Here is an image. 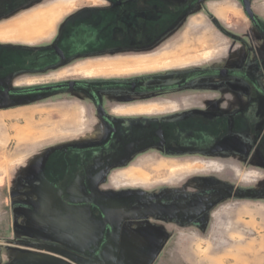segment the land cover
Returning a JSON list of instances; mask_svg holds the SVG:
<instances>
[{
  "label": "crops",
  "instance_id": "crops-1",
  "mask_svg": "<svg viewBox=\"0 0 264 264\" xmlns=\"http://www.w3.org/2000/svg\"><path fill=\"white\" fill-rule=\"evenodd\" d=\"M96 1L49 0L2 21L0 47L23 50L43 48L26 44L50 39L56 24L65 15L82 3ZM227 6H231L233 10H229ZM250 6L253 13L264 22V0H250ZM194 16H199L201 26L191 31L187 27ZM204 18L209 23H206ZM209 18L234 31L238 38L249 39L253 43L247 49L239 40L229 47V39L217 31ZM173 21L174 19L169 30L157 37L155 44L147 50L80 57L84 60L77 61L76 66L92 68L88 61L91 59L150 55L181 42V47L179 45L176 50L171 51L172 60L169 61L188 64L138 71L140 67L157 66L159 62L123 60L116 67L124 69L123 73L102 75L164 73L203 65L215 59L235 61L239 64L247 55L251 60L264 58L262 37L250 28L238 0L197 1ZM182 30L180 36L184 33L187 36L172 43L177 33ZM210 34L216 38L217 52L207 61L191 62L197 60V55L202 52L210 51L207 48L215 42ZM2 51L0 49V67L9 63H6L7 59L12 64L22 65L29 62L27 58L9 57ZM237 69L241 67L238 65ZM45 73L23 76L22 82L32 84L34 80L45 77ZM54 99L59 100L60 104L56 119L50 120L45 115L40 119V122L44 123L43 130L40 127L38 131L33 130L30 123L26 122L21 131L29 130V133L38 135L35 139H41L49 134L45 131L48 121L54 126V130L59 129V142L44 148L34 158L15 163L5 175L3 190L7 194L6 211L9 220L6 221V243L0 252V260H3L4 264H158L162 252L173 238L175 252L167 259L180 260L181 264H264V206H244L242 202L223 203V198L248 201L264 200V197L245 194L238 196L242 191L238 187L224 191L222 187L216 186L218 178L209 175V179L196 173L185 177L179 183L152 185L149 189L155 196H151L148 204L126 210L121 205L123 200L118 194L122 191L136 192L143 188L115 185L113 176L117 172L136 166L137 163L132 162L121 167L114 165L102 170L101 163L86 160L87 152L73 153L72 146L75 143L88 141L94 138L97 132L90 129L92 118L83 114L82 104H71L63 98ZM150 106H161L165 107L164 109L171 107L159 104ZM78 115L85 118L79 119ZM82 121L87 123L78 127V123L81 124ZM242 153L246 156L253 154L246 150ZM196 157L181 159L207 161ZM161 159L181 160L175 157ZM211 159L222 165L224 161H228ZM140 160L152 159L147 156ZM241 161L244 164H254L252 160ZM197 179H204V184L198 185V182L190 181ZM187 182L189 183L184 186ZM218 182L222 184L221 179ZM161 185L170 187L167 191L174 192L173 196L176 192L179 198H173L172 201L163 198L165 193L159 194L162 189L158 188ZM58 190L62 191V197L58 195ZM88 193L93 194L91 198ZM89 201L91 203H88ZM176 229L178 231L175 235ZM197 245L200 246L199 253L196 251Z\"/></svg>",
  "mask_w": 264,
  "mask_h": 264
},
{
  "label": "flooded vegetation",
  "instance_id": "flooded-vegetation-1",
  "mask_svg": "<svg viewBox=\"0 0 264 264\" xmlns=\"http://www.w3.org/2000/svg\"><path fill=\"white\" fill-rule=\"evenodd\" d=\"M197 1L203 0L82 3L71 11L51 47L23 50L1 46L5 55L27 58L29 62L12 64L7 59L9 63L0 67V110L26 106L46 97L82 104L83 114L92 118L90 129L97 135L75 143L73 153L87 152L86 160L101 163L102 170L117 162H122L119 167L126 166L147 156L152 160L197 156L203 160L249 161L254 160V148L258 160H264V58L251 60L247 55L239 64L215 59L164 73L81 75L54 82L40 83V79L32 84L22 82L23 76L41 75L56 64H73L72 58L147 50L169 30L173 19L176 21ZM238 1L244 11L242 1ZM251 12L252 19L244 11L250 28L259 33L264 44V22ZM209 19L229 39V47L239 40L247 49L251 46L249 39L242 40L234 31ZM249 62L253 66H247ZM238 65L241 69H237ZM158 104L173 108L154 111L138 108ZM236 150L239 153L233 154ZM245 150L252 156L243 154ZM217 180L216 186L223 188ZM190 181L198 185L205 182ZM160 189L159 194L165 193L163 198L169 201L179 198L176 192L173 196L174 192ZM136 193L148 196L144 200L147 204L155 196L153 191L143 189ZM242 193L264 195V185ZM58 195L62 197V191L58 190Z\"/></svg>",
  "mask_w": 264,
  "mask_h": 264
},
{
  "label": "rangeland",
  "instance_id": "rangeland-1",
  "mask_svg": "<svg viewBox=\"0 0 264 264\" xmlns=\"http://www.w3.org/2000/svg\"><path fill=\"white\" fill-rule=\"evenodd\" d=\"M47 1L49 0H5V1L0 0V22L5 21L13 16L20 14L23 11H26L30 8H33ZM227 7L229 10H233L231 6H227ZM70 15L71 12L65 15L56 24L54 34L50 39L43 40L42 42L39 43L26 44V45L41 46L46 49L54 45V43L58 38V32L60 31V28L62 27L64 22L69 18ZM204 20H206V23H209L207 19L204 18ZM200 26H201V19L199 18V16H194L190 19L187 28L192 31L193 29L198 28ZM182 32L183 30L177 33V36L174 39V42L172 43H176L177 40H180L181 37L180 35ZM185 36H187L186 33L183 34L181 40H183ZM213 39H215V42L212 44L210 48H207L210 51H207L206 53L202 52L200 55H197L198 57L197 60L194 59L191 60V62H196L200 60L207 61V59H209L211 56H213V54L217 52V47L215 46L216 38H214V35H213ZM15 43H19V42H15ZM182 43L183 42L174 46L165 47L162 50L156 53H152L150 55H141L134 57L100 58V59L88 60L90 61L91 64L90 67L93 66L92 68H80L76 66L77 65L76 62L84 60V58H80L77 60L74 59L75 61L73 62V64L67 62L64 64H56V66H54L55 68L46 69V73H45L46 76L41 78L40 83L60 81L63 79H70L81 75L82 77H88V76H98V75L104 76L102 74L106 75V74L123 73L125 71L124 69L116 68L119 65V62H123V60L142 59L145 60L143 62L146 61L159 62V64H156L157 66L144 65L145 67L138 68L137 69L138 71L154 70V69L169 67L173 65L188 64L187 62H180V61L178 62L176 61L177 63L170 62L172 60L171 51L176 50L179 47V45L181 47ZM203 54L204 56L202 57ZM90 57H94V56H90ZM245 64H247V62ZM141 66H143V64ZM247 66L251 67L253 66V63L249 62ZM58 103L59 100L56 101L52 97H46L40 100H36L33 103L31 102V104H28L26 106L16 107L7 111L0 110V252L4 248V243H6V238H5L7 235L6 221L9 220L8 217L9 214L6 211L8 206L7 194L3 190L4 179L7 171L11 169L15 165V163L21 162L22 160L28 158H34L37 155H39L44 150V148L49 147L55 144L56 142H59V137H58L60 133L58 132L59 129L54 130V126L50 124L51 122L47 121L45 124L46 127L45 131L49 134H47V136L41 139L39 138L35 139V136L38 135L37 134L34 135L32 132L29 133V130L27 129L26 132L21 131L22 126L27 122L30 123L29 125L32 126L33 130L38 131L39 127L42 128L43 130L44 123H41L40 119L44 118L45 115H47V117H49L50 120L56 119L58 114L57 111L60 110V104ZM78 107L80 108V106ZM164 108L165 107H161V106H147V107H140L139 110L154 111V110H162ZM78 118L81 119L85 117H81L78 115ZM87 121L85 122L82 121L81 124L79 122L78 127L80 125H81L80 127L85 126ZM237 152L238 150H236V152L232 151L233 154ZM253 153H254L253 154L254 160H252V162H254V164L252 165L251 163L244 164V162H242L241 160H228V161L223 160L225 162L223 163V165L219 162L213 161L212 159H207V161L195 160L191 158L181 159V160H164V159L135 160L134 163H137L136 166H132L126 170L114 174L113 176L114 183L115 185L141 186L143 190L150 191L149 187H151L154 184L157 183L175 184L181 182L183 179H185V177H188L189 175L200 173V175H205L207 178H209L208 176L211 175V177L213 178L221 179L223 186L222 190L224 191H228L229 189L238 187L239 190H242L244 192V190H251L250 188L252 187L254 188L264 185V160H258L257 158L258 153L256 148H254ZM224 155L227 156L228 154H224ZM121 163L122 162H117V164L114 165L119 166ZM158 188L167 189L170 187H167V185H161V187ZM242 191H240L238 196L244 195ZM118 195L122 197L123 202L121 205L126 210H129L136 206L145 205L147 203L144 200L145 199L148 200L147 199L148 196H137L136 192L122 191ZM253 196L264 197L263 194H257V193H254ZM224 199L225 198H223V203L242 202L241 204L244 206L247 205L251 207L264 206V200L245 201L240 199H227V200ZM176 231L178 230L177 229L174 230L175 235L177 234ZM170 242L171 243L162 252L158 264H181L180 260L167 259L169 256L171 257L170 255L171 253L175 252V250L173 251L174 238ZM199 248L200 246L197 245L196 251L198 253L201 252ZM203 253L204 252H202V254ZM173 256L175 257V255ZM176 257L178 256L176 255ZM0 264H4V261L0 260Z\"/></svg>",
  "mask_w": 264,
  "mask_h": 264
},
{
  "label": "water",
  "instance_id": "water-1",
  "mask_svg": "<svg viewBox=\"0 0 264 264\" xmlns=\"http://www.w3.org/2000/svg\"><path fill=\"white\" fill-rule=\"evenodd\" d=\"M242 1V5L244 8L245 13L248 15L249 18H253L251 9H250V3L247 0H241ZM253 196V195H252ZM105 220H107L106 218H104Z\"/></svg>",
  "mask_w": 264,
  "mask_h": 264
},
{
  "label": "bare ground",
  "instance_id": "bare-ground-1",
  "mask_svg": "<svg viewBox=\"0 0 264 264\" xmlns=\"http://www.w3.org/2000/svg\"><path fill=\"white\" fill-rule=\"evenodd\" d=\"M28 36V35H27ZM39 36V35H38ZM32 37V36H31ZM33 37H34V35H33ZM37 37V36H36ZM19 38H20V36H19ZM32 39V38H31ZM34 39V38H33ZM27 40V39H26ZM28 42V41H27ZM179 56V55H178Z\"/></svg>",
  "mask_w": 264,
  "mask_h": 264
}]
</instances>
